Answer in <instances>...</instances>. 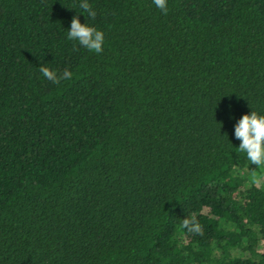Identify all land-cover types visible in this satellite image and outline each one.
<instances>
[{
	"label": "trees",
	"instance_id": "1",
	"mask_svg": "<svg viewBox=\"0 0 264 264\" xmlns=\"http://www.w3.org/2000/svg\"><path fill=\"white\" fill-rule=\"evenodd\" d=\"M79 3L0 0V264H264V0Z\"/></svg>",
	"mask_w": 264,
	"mask_h": 264
},
{
	"label": "clouds",
	"instance_id": "2",
	"mask_svg": "<svg viewBox=\"0 0 264 264\" xmlns=\"http://www.w3.org/2000/svg\"><path fill=\"white\" fill-rule=\"evenodd\" d=\"M153 3L166 14V0H153ZM79 7L86 15L77 12L78 14L71 21L70 28L66 30L67 39L77 42L79 46L89 52L100 54L103 51L105 34L102 30L88 23V18H95L96 12L89 0H80ZM81 15L86 18V23L81 22ZM39 71L44 78L55 84H59L61 80H70L73 75L67 69L62 74H58L57 71L46 65H41ZM234 136L236 140L240 141L237 149L245 155L250 164L264 167V112L253 109L250 114L243 115L235 124ZM184 226L193 232L200 231V225L194 221L190 223L189 220L185 219Z\"/></svg>",
	"mask_w": 264,
	"mask_h": 264
},
{
	"label": "rangeland",
	"instance_id": "3",
	"mask_svg": "<svg viewBox=\"0 0 264 264\" xmlns=\"http://www.w3.org/2000/svg\"><path fill=\"white\" fill-rule=\"evenodd\" d=\"M264 174V170H257L256 173L249 176V184H254L255 182H258L260 177Z\"/></svg>",
	"mask_w": 264,
	"mask_h": 264
}]
</instances>
